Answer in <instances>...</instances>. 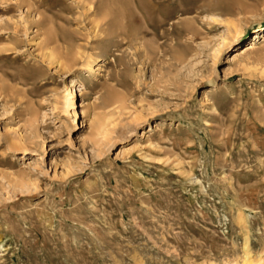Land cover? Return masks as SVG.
Returning <instances> with one entry per match:
<instances>
[{"label":"rangeland","instance_id":"374dc122","mask_svg":"<svg viewBox=\"0 0 264 264\" xmlns=\"http://www.w3.org/2000/svg\"><path fill=\"white\" fill-rule=\"evenodd\" d=\"M246 255H264V0H0V264Z\"/></svg>","mask_w":264,"mask_h":264},{"label":"bare ground","instance_id":"6f19581e","mask_svg":"<svg viewBox=\"0 0 264 264\" xmlns=\"http://www.w3.org/2000/svg\"><path fill=\"white\" fill-rule=\"evenodd\" d=\"M257 35H254V38L252 40L249 41V43H247L246 45L242 46L239 50H237L236 52L232 53V60L236 59V58H239L242 56L244 57V55L248 54V53H253L254 51V47H256V43H258V40L255 42V40L257 39ZM263 37H261L260 40H262ZM260 42V41H259ZM240 59V58H239ZM245 69V68H244ZM242 69V70H244ZM247 70V69H246ZM245 70V71H246ZM78 94L76 93V91H72V96L71 98L74 99ZM81 114L83 115V111H81ZM237 224L238 225H241L242 224V217L241 216H238L237 218ZM245 230V229H244ZM244 247H245V250L248 251V241L247 239L244 240ZM248 255H246V260L244 261L243 264H255L259 261H262L264 263V255H259L258 258H256L255 260L256 261H249V257H247Z\"/></svg>","mask_w":264,"mask_h":264}]
</instances>
